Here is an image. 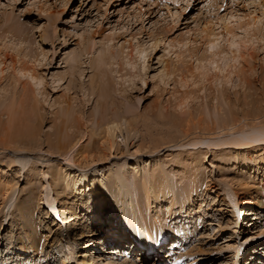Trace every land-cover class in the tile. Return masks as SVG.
<instances>
[{
	"label": "rangeland",
	"instance_id": "rangeland-1",
	"mask_svg": "<svg viewBox=\"0 0 264 264\" xmlns=\"http://www.w3.org/2000/svg\"><path fill=\"white\" fill-rule=\"evenodd\" d=\"M224 23L240 44L221 37L211 50L205 39ZM2 68L0 264H81L91 251L99 264H135L111 251L129 238L122 215L156 210L135 193L154 177L164 215L176 201L171 236L151 246L172 251L167 264H264V208L243 203L264 186V0H0ZM234 128L254 141L233 143ZM101 161L105 193L69 190Z\"/></svg>",
	"mask_w": 264,
	"mask_h": 264
},
{
	"label": "bare ground",
	"instance_id": "bare-ground-1",
	"mask_svg": "<svg viewBox=\"0 0 264 264\" xmlns=\"http://www.w3.org/2000/svg\"><path fill=\"white\" fill-rule=\"evenodd\" d=\"M155 1V0H154ZM254 2V1H253ZM168 5V4H167ZM166 7V6H165ZM234 16H236V15H234ZM248 17V16H247ZM231 18V17H230ZM229 18V20H231ZM234 18H236V17H234ZM244 18V17H243ZM233 19V18H232ZM236 19H241V18H239L238 16H237V18ZM256 19V18H255ZM253 20V19H252ZM257 21V20H256ZM240 22V21H239ZM251 22V21H250ZM249 22V23H250ZM255 22V21H254ZM212 24H213V22H211ZM210 23V24H211ZM220 23V22H219ZM248 23V22H247ZM256 23V22H255ZM254 23V24H255ZM230 24V23H229ZM228 24V25H229ZM231 25V24H230ZM230 25L229 26H227L225 23H224V26L223 27H221V28H223L222 29V32L224 31L225 33H224V35L226 34V33H229V35L231 36V37H229V35L228 36H221V33H220V35L218 34L219 32H214V30L213 31H210L211 32V34L209 35V37L207 38L206 37V39L205 40H207L208 39V45L211 47V50L213 49V47L212 46H214L215 45V43L217 44V42L219 41V39H221V37H226L225 38V40H227L228 41V43H229V45H227V46H231V45H237V46H239V44H240V39H239V41H238V37L239 36H237V35H239V34H237V33H234V32H232V27H230ZM243 25H245V24H243ZM250 25V24H249ZM244 27V26H243ZM233 28H235V27H233ZM237 28V27H236ZM249 28V27H248ZM248 28H246V29H248ZM233 30H235V29H233ZM207 31V30H206ZM206 31H204V32H206ZM248 31V30H247ZM207 34V33H206ZM223 34V33H222ZM227 35V34H226ZM211 36V37H210ZM237 36V37H236ZM227 41H226V43H227ZM179 42H180V40H179ZM242 43H244V41L242 40L241 41ZM175 43V42H174ZM220 43V42H219ZM219 43L216 45V46H218L219 45ZM222 43V42H221ZM180 44V43H179ZM181 45V44H180ZM205 45H207V44H205ZM244 45V44H243ZM242 45V46H243ZM222 46V45H221ZM242 46H240V48L242 47ZM232 47V46H231ZM231 47H229L231 50L230 51H232L233 52V54H234V56H235V53H234V50H232V48ZM214 48H215V46H214ZM235 48H236V46H235ZM217 49H218V47H217ZM225 49H227V48H225ZM215 51H216V49H214ZM213 50V51H214ZM238 50H239V48H238ZM223 51V50H222ZM137 52H138V54H139V56H140V58H142V60H144L145 61V58H146V50H141V49H137ZM224 52V51H223ZM222 52V53H223ZM225 52H227V51H225ZM231 52V53H232ZM240 52V51H239ZM236 53H237V51H236ZM242 53V52H241ZM227 54V53H226ZM228 54H230V53H228ZM227 54V55H228ZM225 55V54H224ZM221 56H223V54H221V50L220 51H217V52H213V54H212V58L210 59V60H208L207 58H205V59H207V61L208 62H212V61H214L215 63H218V61H217V58H219V57H221ZM238 55H236V57H237ZM240 56H242V55H240ZM236 57H234L235 59H236ZM14 60V59H13ZM139 60V59H138ZM5 62V61H4ZM16 62H17V60H16ZM201 62V60H199V63ZM203 62V61H202ZM201 62V63H202ZM144 63V62H143ZM200 63V67L202 68H205V65H203V64H201ZM14 64V63H13ZM29 64V63H28ZM79 64V63H78ZM22 65V64H21ZM144 65V64H143ZM216 65V64H215ZM24 67H20L19 69H21V71H23L22 73L23 74H28L29 76H30V78H31V80H32V82L33 81H35V82H40L41 81V79H39V76L36 74V72H35V70H34V67H32V66H26L25 64L23 65ZM222 67V66H221ZM220 67V65H219V69L221 68ZM202 68V69H203ZM202 69H200V70H202ZM225 68H223V70H224ZM221 70H222V68H221ZM1 72H3V68L0 70ZM20 71V72H21ZM26 83H28L29 84V82H26ZM32 89V88H31ZM25 90V89H24ZM24 90H23V92H24ZM33 90V89H32ZM34 91V90H33ZM33 91L31 92L32 94H33ZM15 92V91H14ZM22 92V91H21ZM23 94L24 93H21V95L23 96ZM31 94V95H32ZM13 95H14V93H13ZM15 96V95H14ZM13 96V97H14ZM33 96V98H34V94L32 95ZM21 97V96H20ZM36 104V103H35ZM15 105V104H14ZM14 105H12V107H14ZM115 125V124H114ZM257 125L255 124L254 126H252V127H250V128H257L256 127ZM248 129V128H247ZM247 129H243V128H241V129H233L234 130V133H235V136L233 137V138H231V139H233L235 142H233V143H236V144H238V141L241 139L240 138V136H242V141H244V140H246V142L248 143V142H251V141H254V138H252V131L251 132H248V130ZM185 131V130H184ZM110 134V130H109V128H108V135ZM189 134H190V132H189ZM196 134V133H195ZM194 134V135H195ZM240 134V135H239ZM207 135V134H206ZM230 135V134H229ZM191 136V135H190ZM204 136V135H203ZM204 137H206V136H204ZM203 137V138H204ZM229 137V136H228ZM189 138H191V137H189ZM195 139H198L199 138V136L198 137H194ZM193 139V138H192ZM3 141V140H2ZM232 142V141H231ZM1 143V142H0ZM107 144H108V146H107V148L109 149V150H112L113 148H114V146H115V143H114V141L112 140V139H110L109 138V140H108V142H106ZM11 145V144H10ZM9 146V145H8ZM4 147V149H9V150H11V149H13L12 147H6V146H3ZM101 164H102V167H99V170H97V171H95L94 173L97 175L96 177H94V174H89L88 173V170H86L85 168H83L84 170L82 171V173H79L78 175H76V176H74L73 178H71V185H70V187H69V190L70 189H72V190H79V192H80V189H82L83 187H84V185H85V187L87 186V185H89V186H91V185H94V186H91L94 190H95V192L97 191V192H99L100 193V195H101V193H105V191H106V189H107V187H105L106 185H108V184H106L105 185V183H104V179L102 180L101 178H100V171H101V169H103V167L105 166V164H104V162L103 161H101L100 162ZM99 163V164H100ZM100 166V165H99ZM88 167V166H87ZM92 173V172H91ZM104 173V172H103ZM103 173H101V174H103ZM145 175V174H144ZM127 175L125 174L123 177H119V178H117L116 177V182H118V181H120V179H122L123 181H126V177ZM194 176H196V174L194 175ZM144 177V176H143ZM154 177V176H153ZM155 178V177H154ZM154 178H151V179H149L150 181L148 182V180H146V178H144L145 180H143V182H142V185H141V188L138 190V192H135V193H140V195H142V196H144L145 197V200H147V204H148V206H151V204H153V203H155V208H156V210H153L152 212H150L149 214H147L146 212H145V210H143L142 208H141V206H140V204H139V206H138V210H139V213L136 215V212L134 211V209L131 211H128L127 213H126V215H122V220H123V222H125V220L126 219H129V223H127V227H128V230H129V238H130V236H132L133 234H132V228H134V226H135V228L137 229V232L139 233V235H141V236H144L143 237V242H145L146 243V246H147V248H151V246H155V247H157V246H159V249H160V246L162 247V241L164 240V239H166L167 240V237L169 238L170 236H171V230H172V219H173V212H172V206L174 205V204H176V201L174 200V198L172 199H168V200H166V203L167 204H169V210H167V214H165V215H167V216H165L164 215V213H162L163 212V203L161 202L162 201V199L160 198V194L158 193L159 192V188H158V186H155V183L157 184V180L156 179H154ZM198 178V177H197ZM69 180V179H68ZM93 180V181H92ZM193 180V179H192ZM191 180V182H192V184L194 185V181L196 180V179H194L193 181ZM70 182V181H69ZM88 182H91V183H88ZM196 182V181H195ZM68 183V182H67ZM85 183V184H84ZM197 183V182H196ZM74 184H76V185H74ZM121 185V184H120ZM127 185V184H126ZM197 185V184H196ZM195 185V186H196ZM83 186V187H82ZM91 188V189H92ZM126 188H127V186H126ZM163 189H165V191H166V189L167 188H169V183L167 182V183H165V186H164V184H163V187H162ZM153 189V190H152ZM126 190V189H125ZM157 190V191H156ZM263 190H264V186L263 187H260V186H256V187H253V188H251V190L249 191V193H248V195H247V197H249V200H246V201H244L243 203L246 205V204H248L247 206H248V208L246 209V212L245 213H247V214H250L252 211L250 210L252 207L251 206H257V207H259V208H264V200H263V198H264V196H263ZM122 192V191H121ZM128 193V192H127ZM250 193H251V196H250ZM61 193H59L58 195H60ZM64 196H66L67 197V191L65 192V191H63V193H62ZM122 194V193H121ZM96 195V194H95ZM124 195V194H123ZM137 195V194H136ZM92 196V195H91ZM98 196H99V194H98ZM103 196V195H102ZM163 196V195H162ZM161 196V197H162ZM130 197V196H129ZM136 197V196H135ZM128 198V197H127ZM251 198V199H250ZM166 203H164V204H166ZM19 210H20V212H21V215H22V217L23 216H26L29 220H30V218H34L33 216L34 215H32L30 218H29V216H30V212H31V208H30V206H29V203L27 202V201H24V202H21V201H19ZM185 205V204H184ZM51 206L53 207V209L55 210V211H57V208H56V206L54 205V203L53 202H51ZM147 206V207H148ZM165 207H166V205H165ZM33 208V207H32ZM110 208H111V206H110ZM151 208V207H150ZM183 208V207H182ZM193 204L190 206V208H184L183 210H181V212H180V215H190L191 214V212H192V210H193ZM71 211H72V213H71V218L70 219H73L74 217V215L76 214V210H74V208H71ZM108 211H109V208H108ZM183 211V212H182ZM251 211V212H250ZM32 212L34 213L35 211L34 210H32ZM162 214H163V216H162ZM255 214V213H254ZM240 215H242V214H238V215H236V224H239L240 222H241V217H240ZM134 217V218H132V217ZM257 218V217H256ZM135 219V220H134ZM75 220V219H74ZM174 220V219H173ZM71 221V220H70ZM72 222V221H71ZM128 224H130V225H128ZM134 224V225H133ZM242 224V223H241ZM76 226V225H75ZM134 240V239H133ZM136 240H139V241H141L140 239H136ZM136 242H138V241H136ZM175 242H178L177 244L175 243ZM181 241H174L173 242V246L171 247V248H173V247H176L177 245L179 246L180 244L182 245V243H180ZM136 245L138 244V243H135ZM184 244V243H183ZM181 247V246H180ZM141 250V249H140ZM162 251H159L160 253H162V255H165L164 253L165 252H169V250L167 251H164V249H161ZM173 250V249H172ZM68 251V253H67V258L66 259H68V258H71L72 257V255H73V252H72V249H68L67 250ZM170 253V252H169ZM137 254V252H135L134 254H131V257L134 255H136ZM174 254V253H173ZM88 255V254H87ZM97 257H100V255H97V254H94V251H91V253L88 255V256H86L85 257V259H84V261H83V263L81 262V264H88V261H91V264H99V262L97 261L98 260V258ZM139 257H137V259H138ZM158 260L160 261V258H158ZM169 260V258L168 259H165L164 258V260H162L163 262L164 261H168ZM148 261V260H147ZM146 262V261H145ZM264 262V261H263ZM121 264H129V261H128V258L126 257L125 259H123L121 262H120ZM105 264V263H104ZM110 264H111V262H110ZM131 264H133V263H131ZM135 264H136V262H135ZM137 264H142V263H139V262H137ZM152 264H157V262H152Z\"/></svg>",
	"mask_w": 264,
	"mask_h": 264
}]
</instances>
